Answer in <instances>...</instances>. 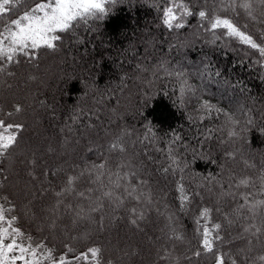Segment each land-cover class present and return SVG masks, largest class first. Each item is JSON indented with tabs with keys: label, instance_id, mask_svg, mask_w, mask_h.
Listing matches in <instances>:
<instances>
[{
	"label": "trees",
	"instance_id": "trees-1",
	"mask_svg": "<svg viewBox=\"0 0 264 264\" xmlns=\"http://www.w3.org/2000/svg\"><path fill=\"white\" fill-rule=\"evenodd\" d=\"M40 2L15 0L0 31ZM182 2L193 15L180 29L162 25L169 0H115L103 18L57 33L54 50L0 62V120L21 125L0 157V207L42 264L49 250L77 264L92 247L100 264H215L224 254L225 264H264V205L249 211L264 201V67L258 53L208 30L212 18H232L258 38L264 5L255 12L236 0L252 5L250 18L231 10L233 0ZM29 65L37 68L10 81ZM182 81L190 90L181 93ZM223 112L253 123L229 138ZM205 227L212 253L201 247Z\"/></svg>",
	"mask_w": 264,
	"mask_h": 264
},
{
	"label": "snow or ice",
	"instance_id": "snow-or-ice-1",
	"mask_svg": "<svg viewBox=\"0 0 264 264\" xmlns=\"http://www.w3.org/2000/svg\"><path fill=\"white\" fill-rule=\"evenodd\" d=\"M114 2L115 0H42V2L35 4L29 11L19 15L18 18L11 19L3 30L0 31V62L13 63L15 57L19 55H26L29 59H35L36 53L41 49L54 50L55 42L61 39L57 33L68 32L76 24L82 21L86 22L88 19L103 18L108 11L107 5ZM260 3L264 5V0H260ZM16 6L15 0H0V19ZM240 8L244 9L248 17L251 18L252 5L250 3L238 4L236 0H233L231 10L237 16L239 15L238 9ZM192 15L193 13L189 11L182 0H169V6L164 8L162 12V25L168 29H180L185 26L182 23L184 18ZM198 16L201 21H204L206 18L205 11H199ZM246 27L247 25L241 26L232 18L217 16L211 19L208 30L213 33L217 30H223V35L227 38L247 49H251L254 54L258 53L260 65L264 67V34L256 38L245 30ZM186 87L190 90L187 81H182L180 86L181 93L185 91ZM202 108L211 111L214 106L205 103L202 105ZM215 110L220 111V109ZM16 111L19 112L20 109L17 108ZM222 114L225 117L226 126H229V138L239 135L235 131L237 125H242L241 131H244L250 128L253 123L251 120L241 122L234 113L223 112ZM20 128L21 125L6 124L0 120V157L10 153V150L17 141L16 131ZM175 140L179 141L181 137L176 136ZM120 150L123 151V148ZM169 159L171 160L170 167L177 166L173 168V171H184L181 161H177L171 154L169 155ZM99 167L103 168L104 165H100ZM67 183L71 185L73 183L72 179L70 178ZM247 183L245 180L241 181L242 185L247 186ZM115 187L118 188L120 185L117 183ZM66 191H71V189H66ZM178 191L183 192V187H180ZM57 195H62V193H57ZM104 195L111 197L112 193H104ZM187 199V196L183 197L184 201H187ZM245 203H247L246 197ZM262 205H264V201H256L249 205V211L255 212ZM92 211H95V208ZM132 211L135 212V209ZM207 212L208 210L204 209L201 212V216H205ZM14 220L15 218H6L4 208L0 207V264H17V261L21 262V264H42V261L37 258L36 249L30 243L26 244L24 242L20 229L14 226ZM133 222L135 223V221ZM219 227V225H215V228ZM216 238L219 239L218 236ZM28 239L30 240V237ZM201 247L205 253H212L214 251L213 242L210 239V232L207 227L204 228L202 233ZM69 251L73 250L69 249ZM196 255L199 256L201 253L198 251ZM226 255H216L215 264H225ZM44 259L48 260L49 264H72L64 255H60L56 259L52 255L51 250L47 252ZM100 259L101 249L98 247L89 248L87 253L75 256L77 264H80L81 261H89L90 264H100ZM258 259L264 262V255L259 256ZM232 264H236V262L232 261Z\"/></svg>",
	"mask_w": 264,
	"mask_h": 264
},
{
	"label": "rangeland",
	"instance_id": "rangeland-1",
	"mask_svg": "<svg viewBox=\"0 0 264 264\" xmlns=\"http://www.w3.org/2000/svg\"><path fill=\"white\" fill-rule=\"evenodd\" d=\"M252 1V4L254 5V7H255V9H256V7H257V0H251ZM255 12H257V9L255 10ZM16 18H18V16L16 17ZM15 18V19H16ZM57 59V58H56ZM54 60V59H53ZM56 62V61H55ZM38 65H39V63H38ZM37 67H32V66H27V67H24L23 69H22V71H21V69H18V70H11L10 71V81L11 80H18L19 78H20V76L24 73L25 74V72L26 71H30V69H32V70H34V69H36ZM25 69H27L26 71H24ZM205 70H206V68H205V64L203 63V65H201L200 66V71L201 72H205ZM24 71V72H23ZM40 73H41V75H42V71H39ZM2 76H4V75H2ZM3 80H4V78H3ZM3 88V86H0V89H2ZM182 163H184V162H182ZM108 169H110V168H108ZM14 172H13V170L11 169V172H10V175H11V177H10V181L12 182L13 181V178L15 177L14 175ZM125 179V178H124ZM21 190V189H20ZM24 192V193H26V191H24L23 189L21 190V192ZM18 199V203L20 204V202H21V199L20 198H18V197H16V200ZM20 207H21V205H20ZM41 215H42V213H41ZM62 217V216H61ZM80 220L79 219H77L76 220V222H79ZM44 222H47L46 221V218H45V221L43 220V223L41 224V226H42V228H44V229H47L48 227L45 225V224H47V223H44ZM6 226V225H5ZM71 226H73L72 224H71ZM51 228H48V230H50ZM55 229V228H54ZM56 233H57V231H55ZM57 234H59L60 236L62 235V237L64 236L65 238H69V237H72V236H66V235H64V234H61V233H57ZM96 234V232L94 233V231L92 230V229H90V230H88V231H86V232H84L81 236L84 238V237H88V236H93V235H95ZM243 236H242V234H241V237L240 238H242ZM263 251H264V248H263ZM17 264H21V262H19V261H17Z\"/></svg>",
	"mask_w": 264,
	"mask_h": 264
}]
</instances>
